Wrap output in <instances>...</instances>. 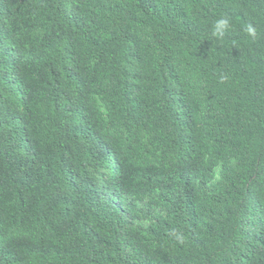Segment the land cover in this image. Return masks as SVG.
Listing matches in <instances>:
<instances>
[{
  "label": "trees",
  "instance_id": "1",
  "mask_svg": "<svg viewBox=\"0 0 264 264\" xmlns=\"http://www.w3.org/2000/svg\"><path fill=\"white\" fill-rule=\"evenodd\" d=\"M0 264H264V0H0Z\"/></svg>",
  "mask_w": 264,
  "mask_h": 264
},
{
  "label": "clouds",
  "instance_id": "2",
  "mask_svg": "<svg viewBox=\"0 0 264 264\" xmlns=\"http://www.w3.org/2000/svg\"><path fill=\"white\" fill-rule=\"evenodd\" d=\"M227 26H228V21L226 19H222V20H220V21L217 22V29H225V28H227ZM247 31L249 33H252L253 32V30L251 29V27H249L247 29Z\"/></svg>",
  "mask_w": 264,
  "mask_h": 264
}]
</instances>
